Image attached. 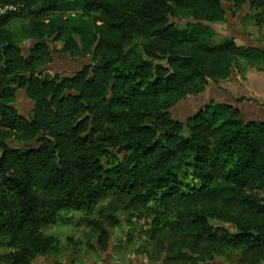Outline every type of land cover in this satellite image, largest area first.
I'll list each match as a JSON object with an SVG mask.
<instances>
[{
  "label": "trees",
  "instance_id": "16d2710c",
  "mask_svg": "<svg viewBox=\"0 0 264 264\" xmlns=\"http://www.w3.org/2000/svg\"><path fill=\"white\" fill-rule=\"evenodd\" d=\"M9 1L22 7L0 16V237L19 242L0 262L56 254L58 241L42 227L62 210L111 198L154 203L159 218L176 210L166 226L207 244V254L219 246L264 264V122L245 121L228 103L211 102L186 121L171 113L243 64L264 69V50L229 36L216 42L213 27L227 21L230 3L260 10L264 31V0ZM15 17L29 23L15 32ZM51 41L91 65L46 74ZM20 89L34 102L28 118L16 105ZM98 227L108 250L110 231ZM177 257L219 264L211 253L179 249Z\"/></svg>",
  "mask_w": 264,
  "mask_h": 264
},
{
  "label": "rangeland",
  "instance_id": "374dc122",
  "mask_svg": "<svg viewBox=\"0 0 264 264\" xmlns=\"http://www.w3.org/2000/svg\"><path fill=\"white\" fill-rule=\"evenodd\" d=\"M228 19L222 24L213 26L217 30L215 41L220 42L225 36L234 37L247 36L252 39L251 45L264 46V31L258 22L257 15L260 10H251L246 5L241 10L232 9L230 3L224 4ZM172 22L183 25L184 21L172 19ZM29 23L26 17H15L8 25V28L17 32L22 26ZM239 28L242 29V33ZM246 40L238 39V44L244 45ZM32 42L23 43V49L27 53ZM53 54L56 55V63L51 68H43L46 74L51 76L72 74L71 67L63 53L57 50L61 49L60 42L50 43ZM88 65H91V59L86 58ZM51 64V63H50ZM87 65V66H88ZM48 66V65H47ZM240 76L241 83H249L253 77L264 69H258L243 64L234 72ZM233 72V73H234ZM236 82L237 79H235ZM205 93V92H204ZM202 95V94H201ZM200 95V96H201ZM243 100L241 95L236 94ZM197 97V96H196ZM193 96L179 102L171 113L174 117L186 121L192 114L198 112L203 102H214L211 92L205 93L202 98ZM199 97V96H198ZM193 98V99H190ZM196 98V100L194 99ZM216 100L225 101L222 97L215 96ZM199 99V100H197ZM264 100V98H263ZM16 105L19 112L24 117H29L34 109L33 102L27 97L25 90L20 89L17 95ZM245 121L256 120L254 116H242ZM259 120H264L263 118ZM14 141L11 144L14 145ZM212 201L199 203V207L210 206ZM158 208L154 203L144 205L142 203L131 205L126 200L125 204H117L115 200L109 198L102 201L97 206L80 211L62 210L59 212L53 223L45 224L42 232L50 235L58 241V252L48 257H38L33 264H54V261H60L62 264H189L191 259L181 260L177 257L179 249L193 256L201 257L206 253L214 256L215 262L219 264H259L260 262L252 255H245L241 250H230L228 248H212L207 254L205 248L207 244H197L188 237L178 235L166 226L165 222H172L178 218L179 213L175 210L170 213L168 219L159 218ZM164 217V216H163ZM99 225L110 231V247L103 250L98 242L100 235ZM232 226V224H229ZM234 227V226H232ZM0 237V258L2 255L15 251L18 246L13 245L11 237L6 239ZM196 248V250H195ZM197 251V252H196ZM211 262L210 260L208 261ZM0 264H4L1 263Z\"/></svg>",
  "mask_w": 264,
  "mask_h": 264
},
{
  "label": "crops",
  "instance_id": "0c3cea01",
  "mask_svg": "<svg viewBox=\"0 0 264 264\" xmlns=\"http://www.w3.org/2000/svg\"><path fill=\"white\" fill-rule=\"evenodd\" d=\"M239 30L240 32L242 31L241 28H239ZM234 38L236 41H238L239 38L246 40L244 41V43L246 42L245 45L251 44L252 42V39L247 36H239V38L234 36ZM84 61H86L85 57L73 58L68 61V64H70L71 69L80 68V66L85 63ZM55 63L56 59L54 60V64H50L46 66V68H51ZM237 73V71L234 72L230 78L220 83L211 81L205 93L207 94L211 92V100L218 103L236 105L239 109L245 112L247 116H254L257 120L261 118L264 119V71L259 72V74L256 77H253L249 83L245 82L244 84L240 82V76ZM235 79H237L238 82H236ZM205 93L201 96L198 95L199 97H197L202 98ZM236 94L241 95L243 100L239 99ZM215 96L222 97L225 101L216 100Z\"/></svg>",
  "mask_w": 264,
  "mask_h": 264
},
{
  "label": "flooded vegetation",
  "instance_id": "af4514ba",
  "mask_svg": "<svg viewBox=\"0 0 264 264\" xmlns=\"http://www.w3.org/2000/svg\"><path fill=\"white\" fill-rule=\"evenodd\" d=\"M227 18H228V16H227ZM227 21H230L229 19H227ZM260 49H262V50H264V46H260ZM63 55V57L64 58H67V61H69V60H71V59H73L74 57H72V56H69L68 54H66V53H63L62 54ZM52 62H51V64H54V60L56 59V55H54L53 53H52ZM82 58V57H81ZM75 59V58H74ZM86 59V58H85ZM85 63H83L81 66H80V68H72L71 69V72H72V74L71 75H69V76H74V75H76V74H78L79 72H81L83 69H84V67L85 66H87L88 65V63L86 62V61H84ZM50 65V64H49ZM193 97H196V96H193ZM196 98H198V97H196ZM196 98H194L195 100H196ZM190 99H193V98H190ZM200 99V98H199ZM199 99H197V100H199ZM214 103H216V104H218V102H216V101H214ZM208 104H209V102H208ZM229 104V103H228ZM205 105H207V102L205 103V102H203V104H201V106H200V110L199 111H201L202 109H203V107L205 106ZM237 109H239V108H237ZM240 110V117H242V116H246V113L245 112H243L241 109H239ZM197 113V112H196ZM256 121H261V122H264V121H262V120H257L256 119Z\"/></svg>",
  "mask_w": 264,
  "mask_h": 264
},
{
  "label": "built area",
  "instance_id": "2783aa9c",
  "mask_svg": "<svg viewBox=\"0 0 264 264\" xmlns=\"http://www.w3.org/2000/svg\"><path fill=\"white\" fill-rule=\"evenodd\" d=\"M22 5L16 1L0 0V16L20 11Z\"/></svg>",
  "mask_w": 264,
  "mask_h": 264
},
{
  "label": "water",
  "instance_id": "95a60500",
  "mask_svg": "<svg viewBox=\"0 0 264 264\" xmlns=\"http://www.w3.org/2000/svg\"><path fill=\"white\" fill-rule=\"evenodd\" d=\"M248 46H250V47H257V48H260V46L259 45H251V44H248ZM33 102V101H32ZM33 104H34V102H33ZM233 105V104H232ZM233 106H235L236 108H238L236 105H233Z\"/></svg>",
  "mask_w": 264,
  "mask_h": 264
}]
</instances>
